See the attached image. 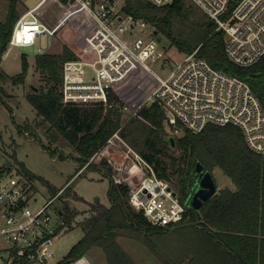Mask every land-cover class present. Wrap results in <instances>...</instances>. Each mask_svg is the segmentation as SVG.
I'll return each mask as SVG.
<instances>
[{
	"label": "trees",
	"instance_id": "obj_1",
	"mask_svg": "<svg viewBox=\"0 0 264 264\" xmlns=\"http://www.w3.org/2000/svg\"><path fill=\"white\" fill-rule=\"evenodd\" d=\"M9 1L7 19L0 18V64L20 17L19 0ZM123 10L149 22L157 35L162 34L180 53L188 55L198 50L197 54L213 67L243 79L264 102V57L249 67L231 62L224 48L225 31L217 29V23L193 2L177 0L156 6L148 0H124ZM79 56V50L67 43L61 53L38 54L36 70L42 84L28 93V100L40 117V123L46 127V133L61 134L77 151L78 172L119 131L153 166L157 176L172 184L173 178L176 179L180 194L186 198L194 182L197 163L211 174L215 168H221L235 188L219 189L200 210L189 208V220L193 218L196 223L171 231L172 228L154 226L143 212L135 210L129 201V186L114 181L112 168L105 159L98 165H89L90 170L108 178L110 205L93 204L91 214L80 223L84 235L58 264H69L94 247L105 251L110 264H135L118 242L119 237L143 240L154 250V238L174 231L190 234L198 243L191 247H177V243L169 247L176 264H264V155L248 147L241 129L232 124H208L197 133L186 130L176 138V147L171 150L173 153L182 151L181 161L169 152L166 114L157 102L141 105L135 115L124 121L121 111L124 105L113 91L109 94L111 105L107 106L101 102L62 101L64 63ZM28 66L24 57L23 71L19 74L10 76L0 69V82L23 83ZM11 96L0 85V103L8 104ZM20 127L22 131L30 128L28 125ZM60 157L64 158L63 154ZM19 172L31 182L38 177L24 165ZM61 189L52 187V197ZM58 214L70 227L78 213L66 207Z\"/></svg>",
	"mask_w": 264,
	"mask_h": 264
},
{
	"label": "built area",
	"instance_id": "obj_2",
	"mask_svg": "<svg viewBox=\"0 0 264 264\" xmlns=\"http://www.w3.org/2000/svg\"><path fill=\"white\" fill-rule=\"evenodd\" d=\"M45 1L39 0L20 15L9 42L27 46L39 39L41 44L43 37L50 41L74 15L88 19L80 56L63 66V102L111 105L109 94L130 75L142 71L156 81L146 104L157 102L164 109L167 135L178 138L186 130L197 133L208 124H232L241 129L251 150L264 155V102L246 81L213 67L198 50L180 60H169L155 28L126 13L118 0H71L60 17L64 23L53 27L41 16ZM148 1L165 6L177 0ZM189 1L213 19L217 29L225 31L224 48L231 62L249 67L264 57V0ZM151 63H164L169 73L160 76ZM138 108L125 105L121 111H129L131 118ZM118 147L123 152L120 159L114 153ZM96 155L105 157L116 183L129 186L130 204L151 224L175 228L190 219L186 198L172 182L157 176L119 131ZM10 167L0 164V264H58L60 261L52 262L53 246L68 226L51 205L63 188L36 206L35 186L20 172L12 174ZM69 264L89 263L83 256Z\"/></svg>",
	"mask_w": 264,
	"mask_h": 264
},
{
	"label": "rangeland",
	"instance_id": "obj_3",
	"mask_svg": "<svg viewBox=\"0 0 264 264\" xmlns=\"http://www.w3.org/2000/svg\"><path fill=\"white\" fill-rule=\"evenodd\" d=\"M38 1L19 0L18 11L20 15ZM69 1L71 0H46L41 8L42 18L52 27L64 23L61 22L60 17L63 11L67 9ZM9 2V0H0V18L3 21L8 16ZM118 4L123 5L124 0H118ZM69 21L55 33L50 41L47 40V37H43L41 44L40 40L37 39L35 44L27 46L10 45L9 42L6 50L8 54L0 64V69L3 72L15 76L23 71L24 57L29 63L23 83L13 85L10 81L0 82V85H3L12 95L8 100L9 105L0 103V164L9 163L12 174L19 172L21 165H24L38 176L32 180L39 197L36 206L52 197V187L58 190L63 188L62 194L51 205L52 211L57 214L59 210L68 207L78 213L72 225L60 234L53 246L52 262L54 263L63 260L84 235L80 223L91 214L93 204L110 205L108 178L100 172L89 169V165H98L105 157L94 154L78 172L80 166L75 160V156L78 154L75 148L61 134L51 132L50 136L46 133V127L40 123V117L28 100V93L33 87H39L42 84L40 75L36 70V56L38 54L45 52L61 53L63 45L66 43L82 47L81 42L83 41V33L88 26V19L83 15L76 14ZM137 35L141 34L137 33ZM158 37L161 39V43L167 47L166 55L169 60L177 61L185 56L176 48L171 47L169 41L162 34H158ZM169 60L166 61L169 62ZM167 62H164L166 66ZM164 63L163 66L159 63H151L150 66L155 73L166 76L169 70L164 67ZM155 85L156 81L153 76L141 71L130 75L113 92L124 106L128 105L132 110L146 104ZM129 117V111L123 112L124 121ZM25 125L30 128L22 131L20 126ZM51 150H55L57 153H52ZM171 150L172 148L169 152L173 153ZM114 153L117 158H122L123 152L120 151L119 147ZM60 154H63L64 158L60 157ZM173 154L182 161V151L178 150ZM212 175L218 190L226 187L235 188L233 181L221 168H215ZM173 186L177 191L180 190L177 186V180L174 178ZM181 196L186 198V195ZM97 197L99 198L98 202H96ZM195 223L196 221L192 218L175 228ZM175 228H172L171 231ZM118 242L135 264H176V259L172 251H169V247L176 243L177 247H191L193 244L198 246L197 240L194 241L190 234L181 233V231L168 232L154 238L156 247L154 250L145 241L128 236L119 237ZM84 258L89 264H110L105 251L100 247L89 250Z\"/></svg>",
	"mask_w": 264,
	"mask_h": 264
},
{
	"label": "water",
	"instance_id": "obj_4",
	"mask_svg": "<svg viewBox=\"0 0 264 264\" xmlns=\"http://www.w3.org/2000/svg\"><path fill=\"white\" fill-rule=\"evenodd\" d=\"M166 141L170 144L171 148L174 149L176 147V138L173 135H166ZM217 191L218 187L211 172L206 170L205 166L201 163H197L194 182L186 198L188 207L194 210H200L205 202L217 193ZM98 201L99 198L97 197L96 202Z\"/></svg>",
	"mask_w": 264,
	"mask_h": 264
},
{
	"label": "crops",
	"instance_id": "obj_5",
	"mask_svg": "<svg viewBox=\"0 0 264 264\" xmlns=\"http://www.w3.org/2000/svg\"><path fill=\"white\" fill-rule=\"evenodd\" d=\"M33 7V6H32ZM81 44H83V42H81ZM71 45V44H70ZM72 46H74V45H72ZM75 48H77L78 50H79V53L81 52V49H82V47H77V46H74ZM7 54H8V51H6L4 54H3V57H2V60H4V58L7 56ZM7 164H9V163H7Z\"/></svg>",
	"mask_w": 264,
	"mask_h": 264
}]
</instances>
